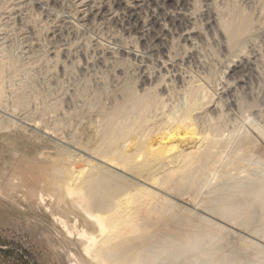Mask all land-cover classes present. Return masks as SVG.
Returning <instances> with one entry per match:
<instances>
[{"label":"rangeland","instance_id":"374dc122","mask_svg":"<svg viewBox=\"0 0 264 264\" xmlns=\"http://www.w3.org/2000/svg\"><path fill=\"white\" fill-rule=\"evenodd\" d=\"M36 1L39 0H0V264L91 262L82 244L75 238L77 228L88 226L85 212L68 204L66 210L62 205L59 208L58 203L49 201L48 188L39 189L42 194L46 192L43 200L32 197L25 187L13 188L20 176L16 177L18 168L24 170L28 161L51 168L59 161H68L77 166L84 163L87 166L83 167L90 169L87 161L94 160L95 150L102 147L101 144L108 145L102 139L104 128L109 125L111 129H116L125 119H131L127 124L132 125L128 127L132 133L125 136V131L121 132L118 127L113 137L117 133L115 138L119 136L117 139L127 146L135 139L151 140L165 135L168 140L175 139L180 148L189 149L194 138L189 130H182L180 134L174 131L176 134L173 135V130L164 123L159 127L152 125V130H145L144 126L135 127L132 122L136 109L135 112L130 109L133 99L145 93L144 97L150 98L148 118L151 123L160 121L165 112V115H177L189 103L188 90L199 81L204 84V93L199 92L196 99L203 105L204 113L193 124L198 131L214 128L218 136L226 139L221 149L226 165L217 168L216 176L207 173L202 177L201 172L195 173L194 187L179 195L168 188L172 182L165 181L163 177L173 169L172 165L160 166L159 171L157 167L124 171L106 163L101 162V165L104 164L107 173L120 175L117 181L122 188L115 194L117 201L122 200L128 190L144 185L173 201L174 205L167 208L164 222L177 214L190 216L200 226L203 219H209L234 230L243 239L245 237L264 246V239H257L250 229L228 223L211 210L220 203L223 184L250 173L264 172V0H180L186 4L181 10L176 9L175 12L172 7H164L166 10L156 11L161 19L164 11L175 13L180 19L175 25L168 19L162 20L168 25V35L156 30L148 31V27L142 31L135 30L133 22H128L127 12L114 9V0H40L41 5H37ZM145 1L147 3L139 14L142 21L148 22L154 6L149 5V0ZM89 8H102L106 13L101 17H92L88 14ZM209 14L214 16L222 30L225 29L223 38L215 29H210ZM241 18L242 21L248 19L250 24L238 37L241 43L237 45L233 26L239 25ZM228 22L231 24L228 25ZM186 27L195 30L192 43L181 38L180 34ZM228 30H232L231 33ZM159 34L164 36V41L155 39ZM232 34L233 37H230ZM120 46L136 50L139 57L110 53ZM62 48H66L65 53H62ZM52 50L56 51L55 55ZM167 50L174 58L175 66L165 70L160 62ZM242 60H251L255 71L244 77L245 83L239 84V74L229 76L234 65ZM144 72L153 76L152 81L145 85ZM160 72L166 75V81L157 77ZM165 83H168L167 88ZM227 84L231 85L230 92L225 91ZM211 103L218 104L216 111L207 106ZM119 104L130 108L122 113L124 118L121 114L113 116L114 107ZM167 128H170L168 134ZM139 130H142L141 133ZM247 136L252 142H247L244 145L248 147H244L241 138ZM133 150L137 155L143 151L139 148ZM173 166L175 168L176 165ZM140 171H144L145 175ZM146 176H151L153 183L148 181L150 178L146 180ZM154 179H159L160 185ZM163 221L145 230L148 235L144 240H139L137 231L127 234L130 248L127 249L126 261L121 264H128L132 259L129 255L134 257L135 250L142 245L158 246L159 234L165 235L168 227L172 226L169 224L165 228ZM241 240L235 239L232 245L226 242L219 246L222 251L234 248L236 244L246 247L247 243ZM212 244L204 246L214 248ZM200 251L201 248H197L181 257L171 253L166 264H182L185 257H197ZM233 258L234 261L239 259L237 256ZM217 261L218 258H212L203 264H216Z\"/></svg>","mask_w":264,"mask_h":264},{"label":"bare ground","instance_id":"6f19581e","mask_svg":"<svg viewBox=\"0 0 264 264\" xmlns=\"http://www.w3.org/2000/svg\"><path fill=\"white\" fill-rule=\"evenodd\" d=\"M182 1L149 0L150 3L149 5L150 6L153 5L154 7H152V9L153 8L154 9L152 11L153 14L151 18L149 17L150 19H148L149 20L148 22L142 21L139 14L141 12V11L139 12V10L140 9L142 10V7L146 2L145 0H131V1L114 0V9L118 11L123 10V12L124 11L127 12L129 18L128 22H133V27L137 31H142L144 30V28L148 27V31L156 30L162 34H166L167 31L170 32V30L167 28L168 25H165L164 22H162V20L168 19L171 22V24L175 25L177 22H179L180 19L178 20V16H176L175 13L174 14L167 13L166 11L161 13L163 14V19H161L162 17L160 16L161 18H159L156 11H158V9L166 10L164 7H169V8L172 7L175 9L176 12V9L181 10L183 7H185L186 4L185 2ZM36 4L41 5L42 2L39 0L36 1ZM104 12L105 9L102 8H98V9L89 8L88 10V14L92 17H97V16L101 17L104 15ZM207 18L210 29L211 28H213L212 30L215 29L216 32H218V34H220V36L223 38V32H225L223 30L225 29L222 30L220 28L213 15L209 14ZM239 21H242V18ZM230 24L228 22V25ZM249 24H250L249 20L245 19L242 22H240L239 25L238 24L237 25L233 24L234 26L231 25L235 27L233 31V34L236 35L235 38H237V41L235 40L236 41L235 44L238 45L239 43H241V41L238 40V37L242 36V34L248 29ZM228 25L227 26L224 25V26L228 27ZM224 26L222 25V27ZM186 28L185 31H183L182 34H180L181 38L185 42L192 43L194 37L196 36L195 30L190 28L186 29ZM233 34L230 37H233ZM166 35H168V33ZM161 36L162 35L159 34L158 36H156L157 38L155 39L159 41H164L165 39L163 38L164 36L163 37ZM163 46L167 47L165 45ZM114 50H116V48ZM61 51L62 53H65L66 48H62ZM167 52L168 53L163 52L165 54L164 59H161L160 62L162 68L165 70H168V67L170 66H172V68L173 66H175L174 58L171 56L169 50H167ZM51 53L55 55L56 51L52 50ZM110 53L112 55L120 54V55L132 56L135 58L139 57L136 50L124 46H120L119 48H117L116 51L111 50ZM254 67H255L254 63L251 60H242L234 65L229 77H233L232 76L233 74H239L237 83L239 84L245 83L244 77H247L249 73H253L255 71ZM163 74L160 72V75H157V77L159 78L161 77V79L163 78V81H166V75ZM152 77L153 76H150L146 74V72H144L143 84L145 85L148 81H152L153 79ZM167 84L168 83H165L166 88H167ZM203 85L204 84L201 81H199L195 85H192L193 87L191 90H188L189 103L187 102L188 105L183 112L177 115L168 114V113H167L168 115L167 114L165 115L166 113L165 112L164 115H161L162 117L160 118V121L154 122V124L151 123V121L148 118L150 114L149 111H151L149 110L151 107L149 106L150 104L148 101L150 98L147 99V96L144 97V95H146L145 93L143 96L141 94L140 96L141 98L140 97L138 98L135 97L136 99H133L134 97L131 98V100L132 99L134 100L132 105L133 109L132 108L130 109L129 104L125 103L126 105L129 106L128 108L131 111L133 110L132 112H135L134 110L136 109V112L133 113V115H135V120L134 122H132L133 124L135 123V127L139 128L144 126L145 130L148 129L152 130V128H154L155 125L158 126L161 123H164L166 124L167 127L170 126V128L173 130L171 131V133L176 131L177 133L180 134L182 130H189L191 132L190 134H192V136L194 137L192 139V145L189 146V149L180 148L179 143L177 144L175 139L170 138V140H168L165 135H161L156 139H151V140H149L148 138L147 140L135 139L134 142L132 141L133 143H131L130 146H127L125 143L121 142L122 140L121 141L118 140L119 136L117 137L118 139L115 138L117 135L116 132H115L116 135L114 134L115 137H113V133L115 130L118 129V127H120L121 132L125 131L123 133L124 135L125 134L128 135L129 132H131V129H128V127L132 125L127 124V122L129 123L131 119L129 120L128 118L129 121H127V119H125V121H122L120 119L122 124L118 122L120 124L119 126L117 125L118 123H116L117 125L116 129L115 128L111 129L109 125H107L104 128L102 139H104V142L108 143V145L104 146L103 144H101L102 147L100 146L95 150L94 154L96 155V157L94 158V160L87 161L90 164L89 166L90 169H88L87 167H83V165H85L84 163L81 166H77V165H73L71 162L68 161H59L55 167L51 168L49 165H45V164L43 165L40 163L28 161L27 167H25L24 170L18 168V173L16 174V177L18 175L20 176L14 182L16 186L15 187L13 186V188L25 187L27 188V190H29L32 197H37L39 200L45 199L44 194H46V192H44V194H42L43 193L42 191L39 192V189L41 187L48 188L49 194L47 196H49V201H54L55 203H58L57 206L59 208L62 205L66 210L65 206L68 204L75 206L78 209H81L82 211L85 212L83 213L86 215V217H88L87 218L88 222L86 221L88 226H86V228L85 226L83 227L79 226L81 228H77V232H78L77 236L74 235L75 238L82 244L86 256L89 257L91 260V262L85 264H121L125 262L127 259V255H126L127 249L130 248L128 244L130 238L127 234L131 231H137L138 232L137 236L140 237L139 240L143 239L146 235H148L146 234L145 230L155 227L160 222L165 220V216L167 215V210H168L167 208H171V206H173L174 203L170 199L163 197V195L159 196L158 195L159 192L157 194L156 190L155 191L151 190L147 188V186L144 187V185L143 186L140 185L142 187H140L139 189H135L134 187H131L134 188L135 190L133 189L128 190L129 192L125 190L127 191V194L125 193V196H123L124 198L122 200H120L119 197L117 196L118 197L117 199L120 200L117 201L115 194L116 193L118 194V192L122 188L121 187L122 185H120V181L119 180L117 181V178H119L118 176L120 175L119 174L114 175L115 173L111 174L109 172L107 173L104 169L105 168L104 164L103 165L101 164L106 163L111 167L124 171L126 169H130L131 171V169L134 168L141 169L147 167H149L148 169H151L150 167L152 168L157 167L159 171L160 166L164 168V166L170 167L169 165H172L171 167H173L174 170L171 168L170 171L167 172L163 177H165L166 179V180L164 179L165 181L172 182V184H170V187H168L169 185L167 187L170 188L174 193L179 195L180 194L182 195L184 191L192 189L194 187L195 173L197 174L198 172H201L203 175L199 173V176L201 175L202 177L204 175L206 176L207 173L208 175L211 174L213 176L214 175L216 176L217 168L221 165L222 166L226 165L222 156L223 151H221L222 147L225 146L226 139L223 136L220 135L218 136L217 133L213 130L214 128H212V130L210 129H206V130L204 129L205 131L200 130L202 131L200 132L198 131L197 127L194 126L195 124H193L194 120L200 118L202 113H204L203 105L201 103H197V99H196L199 97V96L196 97V95L199 92L203 91L202 93H204ZM225 86H226L225 91L230 92L231 89L229 88V86L231 85L227 84ZM147 92L149 91L147 90ZM125 104L124 105L119 104L117 107H114L116 109L114 110L115 111L114 113L112 112L113 116H118L120 114L123 116L122 113L125 112L126 109ZM207 106H209L211 111H216L218 109L217 103H211L210 105ZM127 115H129V113ZM152 125L154 127H152ZM170 128H167L168 130H166V132L167 131L169 132ZM164 129H166V127H164ZM120 131L119 134H122L120 133ZM174 134L176 133H173V135ZM131 139H132V135H131ZM241 140L244 142L243 145L246 144L247 142H248L247 144H249L250 143L249 141L252 142L249 136L243 137L241 138ZM104 142L102 141V143ZM245 146L247 145H244V147ZM137 148L143 149L141 154L137 155L133 152L134 151L133 149H137ZM89 158L91 157L89 156ZM173 165H176L175 166L176 169L174 168ZM154 169L157 170L156 168ZM176 170L179 172L177 177L175 175L177 173ZM144 171H142V173ZM135 173H138V170H136ZM257 173L256 174L250 173L242 178L240 176L238 178L241 179H231V181L223 184V186L220 188V194H221V197L219 198L220 203L218 202L217 205L212 207V209L210 207V209L216 215H220L221 219L222 218L226 219L228 223L237 225L238 227H243L247 230L250 229V231L253 232L252 234L256 235L257 239L258 237L264 239V172L263 174H257ZM158 177L159 176H157V178ZM148 178L150 179L148 180ZM146 180L152 182L151 176L147 177ZM158 180L154 179L153 181L158 185L159 184L158 182H160ZM147 183L149 184L150 182ZM136 186L137 185H135V187ZM155 187H159V186H155ZM121 197L122 196H120V198ZM62 209L60 210L62 211ZM184 215L181 216L180 214V216H178L177 214L174 217H169L170 218L169 221L167 222L163 221L165 228L169 226V224H172V226L170 225V227H168V229L166 230L167 233L165 235L162 236L159 234L158 237L159 239H157L159 243L158 246L154 247L152 245L151 246L149 245L148 247L147 246L143 247L142 245L140 248L135 250L134 257L133 255L128 254L132 258L128 264H149V263L166 264L167 256L169 254L175 253L177 256L181 257L182 255H185L186 253H190L197 248H201L199 255L191 259L189 258V256L185 257L182 264H203L204 262L206 263L208 260L212 258H218L216 264H264L263 245L251 239L248 238L245 239V237L243 239L241 236H239V234L237 236V232H235L234 230H231L230 228H227L224 225H221L217 222L210 221L209 219H203L204 220L203 224L200 226L190 216L187 217ZM235 239H242L243 242L247 243V246L243 247L244 244L241 246V245H237L234 242L236 244L234 248H231L227 251L221 250L219 244L222 245V243H226V242L231 244V242L234 241ZM207 243H213L212 245H214V248H212L211 246H204ZM203 247H206V249H202ZM235 256L239 257V259L236 261H234L235 259L233 258Z\"/></svg>","mask_w":264,"mask_h":264}]
</instances>
